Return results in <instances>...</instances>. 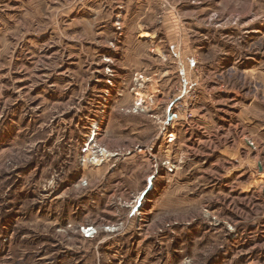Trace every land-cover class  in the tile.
<instances>
[{"label":"rangeland","instance_id":"1","mask_svg":"<svg viewBox=\"0 0 264 264\" xmlns=\"http://www.w3.org/2000/svg\"><path fill=\"white\" fill-rule=\"evenodd\" d=\"M0 264H264V0H0Z\"/></svg>","mask_w":264,"mask_h":264},{"label":"bare ground","instance_id":"2","mask_svg":"<svg viewBox=\"0 0 264 264\" xmlns=\"http://www.w3.org/2000/svg\"><path fill=\"white\" fill-rule=\"evenodd\" d=\"M146 36V35H145Z\"/></svg>","mask_w":264,"mask_h":264}]
</instances>
